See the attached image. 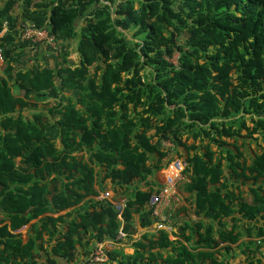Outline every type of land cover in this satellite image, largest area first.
I'll return each instance as SVG.
<instances>
[{
  "label": "trees",
  "instance_id": "1",
  "mask_svg": "<svg viewBox=\"0 0 264 264\" xmlns=\"http://www.w3.org/2000/svg\"><path fill=\"white\" fill-rule=\"evenodd\" d=\"M24 22L54 34L57 53L20 41ZM4 28L0 264H40V250L46 264L71 260L76 243L117 240L121 226L129 237L133 213L150 224V176L171 160L168 140L185 150L196 218L178 239L158 230L133 241L131 254L107 250V263L237 264L229 258L239 249L247 264H264L255 256L264 248V145L249 162L242 149L254 134L264 142V0H0ZM50 100L48 113L39 108ZM97 166L114 186L148 188L125 193L122 220L107 199H89L75 218L53 216L97 195ZM241 178L258 184L250 200L232 181ZM34 219L23 241L15 230ZM45 234L55 239L49 251Z\"/></svg>",
  "mask_w": 264,
  "mask_h": 264
},
{
  "label": "crops",
  "instance_id": "2",
  "mask_svg": "<svg viewBox=\"0 0 264 264\" xmlns=\"http://www.w3.org/2000/svg\"><path fill=\"white\" fill-rule=\"evenodd\" d=\"M69 58H70V56H69ZM52 104H53L52 100H50L49 104L39 103V108L44 109L45 112L48 113L47 108L49 106H51ZM23 113L27 114V115L30 114L28 109H24ZM188 140L191 141V138ZM188 140H187L188 143L192 142V141L190 142ZM57 145H59V143H57ZM172 145L173 144H171V143L164 144V146L166 148H168V146L170 147V151H169L168 156H167V158L168 157L171 158V160L169 162L177 160V159L178 160H184L186 157V153H184L185 155L183 154V156L181 155L182 154L181 149H183V148L178 147L176 149V147L173 148ZM215 149L216 148H214L213 150H215ZM77 154L80 156H83V158L87 157L86 151H80V152H77ZM163 161H164L163 167L160 168L159 170L155 171L153 173V175L150 176V179H152V184L150 185L152 190H157L164 184V176H165L166 168H167L169 162H166L165 159H163ZM95 170L99 172V179L102 180V181H100V184L103 186V188H101L99 186V184H94V188L97 190V195H88L80 203L76 204L75 206H72L71 208H66L64 210H61L57 214H53V216H58V215L63 214V215H65L64 219H66V220L71 219V218H75V217H77V212L82 211L81 207L85 206V203L89 199H93L94 201L101 200L100 197L104 191H109V196L107 198L109 201H121V200L126 201L125 193H131L135 189L146 190L148 188V186H146L143 181L134 180L132 182L131 186H129V190L126 191V189L120 188L117 185L114 186V184L111 182L110 178L104 179V177H103L104 176V168L97 166ZM186 177L187 176L185 175V180H186ZM185 180L183 182H179L177 184V191H178V197H179L178 205L176 207L173 206L172 208L169 206H166V208H165V210H169L171 208L170 211L173 212V219H174V228H173V230H171V232H168L169 233L168 234L169 239H178V237H179L177 234L178 233V227L180 225H182L184 222H190L196 218L195 214L193 212L192 198H191L190 194L188 192H186L184 187H183ZM114 187L116 188V190H114ZM250 199L251 198H249V200ZM89 209L91 210L93 208L90 207ZM71 210H72L71 215L67 216L66 213L70 212ZM141 219H142V217H141L140 213H133L132 214L131 224H130L131 233H130L129 237L127 235V237H125L123 239H117V240H111L109 238H105L101 242H97L93 239H88V240L83 241V244L86 241H88L87 245L81 246L79 243H76V245H75L76 246V252H75L74 257L71 260H67V259L60 258V257H56L55 259L57 260L58 264H109L107 262H97V261L92 262L89 260L90 254L99 246H102L105 252L109 249H112V248H119L124 253L131 254L133 252V246H132L133 241L140 239L145 234H148L150 237H152L154 239L158 234V230L156 229V226H155L153 220L151 221L150 224H145V223L142 224ZM34 221H35V219L31 220L28 224L22 226L21 228L15 230L16 233H20L23 241H26L28 228L30 226V223H32ZM65 225L66 224H62V226H61L62 232H65V230H67V227ZM44 239L46 241L43 242V247L47 251H49L51 249V246L54 244L55 239H52L51 241H47V235L46 234L44 235ZM189 243L191 244L193 242L190 241ZM162 252H163V256H165L167 253L166 250H162ZM47 257H48V255L43 250H40V254H39L37 260L40 262V264H46V258ZM49 257H50V255H49ZM17 264H23V263L19 262Z\"/></svg>",
  "mask_w": 264,
  "mask_h": 264
},
{
  "label": "built area",
  "instance_id": "3",
  "mask_svg": "<svg viewBox=\"0 0 264 264\" xmlns=\"http://www.w3.org/2000/svg\"><path fill=\"white\" fill-rule=\"evenodd\" d=\"M5 28L0 33V36L4 33ZM18 38L20 41L31 42V48L35 50L38 47L48 45L52 48L56 54L59 45L56 41L55 35L50 33L47 28L37 27L32 22H24L19 26ZM37 45V46H36ZM0 61H3V56L0 49ZM172 61H175V59ZM31 62V60H30ZM171 143L169 140L164 144ZM184 165L180 160H174L168 163L164 176V184L157 190H152V193L146 204L150 211V217L152 218L157 230H165L171 232L174 228L173 212L170 209L176 207L179 203L177 184L185 180ZM109 191H104L100 199H107ZM108 200V199H107ZM115 210L117 211V217L122 220V212L124 210L125 201H110ZM166 206L171 207L169 210H165ZM127 237V233L122 226L119 228L116 239H123ZM89 260L94 262H108L109 258L102 246L97 247L89 256ZM113 264H117L115 261Z\"/></svg>",
  "mask_w": 264,
  "mask_h": 264
},
{
  "label": "rangeland",
  "instance_id": "4",
  "mask_svg": "<svg viewBox=\"0 0 264 264\" xmlns=\"http://www.w3.org/2000/svg\"><path fill=\"white\" fill-rule=\"evenodd\" d=\"M126 33H127L128 37L130 38L132 31L130 30L129 32H126ZM75 46H76V42H75V40H72L71 41V45H70V50H71L70 58L73 59V61L75 63H77L78 62V55H77V53L74 50ZM2 67H3V62L0 61V74L2 73ZM13 90L16 93L22 94V90H19L17 87H14ZM247 125H249V126L251 125V122L249 120H247ZM242 134H245V130L242 131ZM253 137L254 138L245 139V141H246L245 142V146L242 148L244 150V153H245L244 156L246 157L247 162L250 161V159L253 157V154L255 152L259 153L260 152V147L264 145V142L262 141L260 136H257V134H254ZM255 137H257V139H255ZM240 140L241 139L238 140V144L240 143ZM188 141H190V140H188ZM191 141H192V139H191ZM227 141H228V143L232 142L231 139H228ZM168 148H169V146H168ZM212 148L214 149L215 146H212ZM181 150H182V154L181 155L183 156V154L185 153V150L184 149H181ZM180 161L183 164V160H180ZM232 181H234L235 185L237 184L239 186V189H241V191L243 192V195L245 197H247L248 199L252 197V194L250 192V188L251 187H257V185H258V184L254 185L253 181L250 180V179L245 180V179L241 178L240 180H238L236 182H235L234 179ZM260 223H262V222H260ZM259 250H260V252H255V256L264 259V248L261 247ZM230 253H232V252H230ZM246 257L247 256L245 254H243L239 249H235L234 253H232V255H230L229 259H230V261H232L234 263H237V264H247Z\"/></svg>",
  "mask_w": 264,
  "mask_h": 264
},
{
  "label": "clouds",
  "instance_id": "5",
  "mask_svg": "<svg viewBox=\"0 0 264 264\" xmlns=\"http://www.w3.org/2000/svg\"><path fill=\"white\" fill-rule=\"evenodd\" d=\"M174 59V58H173Z\"/></svg>",
  "mask_w": 264,
  "mask_h": 264
}]
</instances>
